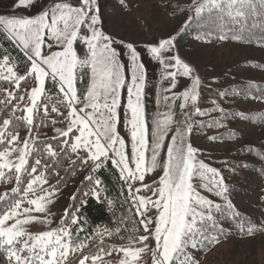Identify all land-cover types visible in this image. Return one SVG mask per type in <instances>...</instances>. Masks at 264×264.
<instances>
[{
	"label": "rangeland",
	"instance_id": "obj_1",
	"mask_svg": "<svg viewBox=\"0 0 264 264\" xmlns=\"http://www.w3.org/2000/svg\"><path fill=\"white\" fill-rule=\"evenodd\" d=\"M56 2L57 0H38V6L32 7L31 11L27 12L23 8L15 7L17 0H0V15L31 16L45 6L51 8ZM77 2L78 0H72L73 4ZM223 2L234 3L237 0H123V3L120 0H99L105 33L115 41L133 44L142 55V61L147 69L145 104L149 121L146 129L143 106L136 109L137 117L134 121L136 138L141 141L144 150L138 146L132 154V159L136 161L135 171L126 163L128 157L124 155V140H118L115 135L114 121L110 127V138H105L104 143L118 142L117 156L119 162L124 164L122 174L127 179L126 174L132 173L133 178L138 180L131 185L130 195L135 196L136 188L153 190L152 195L149 192L141 193L148 196L147 200L139 201L141 209L145 204L150 205L151 201L156 199V191H160L161 196L165 198V207L159 216H156L155 210L151 211V218L156 220L155 225L149 222L146 229L142 226V231L129 237L123 246L109 241V244L116 248H109L110 254L109 250L102 249L94 255V260L89 256V264H158L161 258V254L158 253L159 237L164 235L165 240H170L183 226L188 205V188H181V185L172 188L167 182L162 188H157L156 184L162 171L167 173L169 167L172 168L175 177L180 171L177 157L185 152L194 154L193 159L197 167L201 164L207 165L211 170H216L217 175L222 174L221 187L215 188L209 185L211 191L201 187V184L206 183L207 180L201 181L198 177L193 180L197 189L196 194L202 200L206 198L221 204L222 212L215 213L218 227L209 233L211 239H198L196 248L186 247V255L174 254L170 264H264V180L251 172L249 165L258 162L245 154L250 147L255 148V151L264 149L262 146L264 123L259 124L247 119L250 116L258 118L264 114V96L258 98L237 90L240 86L247 85H260L264 89V46L237 44L226 40L203 41L188 28V24L197 13ZM168 3L178 8L182 7L184 11L172 15L165 7ZM170 37L177 41L173 47H169L172 44ZM157 45L164 49L160 56L163 64L154 59L150 60L148 58L150 54L146 52L147 48ZM116 47L119 48L120 45ZM75 48L79 59L89 58L81 42L78 41ZM122 51L124 52L122 59L126 65V79L130 81V74L127 72V68L130 67L127 51L123 49ZM174 55H178L183 62L182 68L184 64L191 66L194 79L192 82L191 79L180 75L176 80V88L167 91L172 81L170 77L167 79L165 77L169 72L177 71L169 67L174 63L171 59ZM84 70L86 69L79 71ZM36 71L42 82L43 69L37 66ZM195 77H199L198 82ZM186 90L188 91L183 92ZM38 94L39 89L33 93L22 92L18 106L25 108L29 99L35 101ZM126 96L125 88L121 95L122 106L126 104ZM197 109L202 110L200 115H197ZM76 122H79V118L69 128ZM213 122L215 124L212 126ZM65 130L66 124L55 126L34 135V138L60 137L66 134ZM91 132V129L88 133L81 131L85 144L90 143L87 137ZM118 132L121 138L126 140V151L130 156V131H127L123 125L122 109ZM18 135L20 139L11 144L10 150L7 148L0 154V201L21 179L30 144V140L27 139L29 130L18 132ZM97 135L103 137L100 132ZM227 136L228 138H225ZM173 138L177 141L175 146L170 143ZM79 146H81L80 139L77 137L72 147L75 149ZM93 147L94 152L89 153V163H83L72 180L59 188L58 196L48 195L50 186H54L51 181L45 183V178L40 175L30 178L24 190V198L11 208L15 223L4 231L10 235H19L20 230L23 229L26 235L32 234L34 241H40L44 236L50 238L52 235L50 230L57 229L62 220L70 224L71 217L66 215V210H73L71 198L74 197L77 187L87 180L88 176H93L95 171L89 170L92 161L104 154L100 140L93 142ZM241 165L246 166L241 167ZM130 166L134 168V165L130 164ZM144 166L147 167V172H150L146 177ZM8 171L14 173L5 176ZM136 172H139L138 176ZM206 176L211 179L210 174ZM125 186L127 188L126 184ZM100 188L99 185V193H101ZM225 189L227 194L224 199L213 194H223ZM169 192H171L170 196ZM52 200L54 203L49 202ZM25 201L27 203H24ZM45 204L47 211H43ZM31 205H35V208L29 210ZM193 206L195 207V199ZM133 207L135 209L134 205ZM233 210L255 217L261 229L260 234L229 239L226 234L229 229L222 215L224 212L231 214ZM7 218L5 216L4 219H0V225L4 224ZM138 218L141 221L142 217L138 216ZM49 221L52 222L49 224ZM169 222L172 227L165 233V226ZM221 227L224 229L223 233L219 231ZM71 229L75 231L77 227L72 225ZM98 233L104 232L96 228L95 237ZM146 237L151 238L145 239ZM74 239L73 243L79 245L75 253L67 258V262L84 250L90 249L86 246V238H77L74 235ZM63 247L66 252L67 244Z\"/></svg>",
	"mask_w": 264,
	"mask_h": 264
},
{
	"label": "snow or ice",
	"instance_id": "obj_2",
	"mask_svg": "<svg viewBox=\"0 0 264 264\" xmlns=\"http://www.w3.org/2000/svg\"><path fill=\"white\" fill-rule=\"evenodd\" d=\"M123 3V0H120ZM245 0H237V3H244ZM38 6V0H17L16 8H23L30 12L32 7ZM99 0H78L76 4L72 0H64L53 4L51 8H41L34 15L31 16H7L0 15V35H5L6 40L11 44L12 48L20 54L18 58L13 57L12 54L7 52H0V85L7 86V92L13 93L12 89L23 91L24 93H33L39 89L38 97L33 101L29 99L28 105L23 109H17L23 114L19 119L29 129V136L27 139H32L31 131L34 130V119L37 113L42 109L45 116L48 115L49 107L44 103L45 94L48 93L47 100L51 102L54 93L48 87L51 85L62 94L63 111L58 112L56 107L51 108L52 113H58L61 116V123L66 124V134L60 136L61 139L54 147L52 144H46L45 147L50 149L45 156L47 159L56 157L57 148L63 151H68L70 145L76 143V138L79 137L80 145L72 152L82 158L79 159L84 164L89 163V153L94 152L93 142L100 140L103 146L104 154L100 155L92 161L90 171H98L102 166H107L108 162L118 169L120 179L127 185V193L131 192V185L137 182L133 178L132 173H128L127 179L124 172V164L119 162L117 156L118 142L104 143L105 138H110V127L115 122L118 140H124L125 150L124 155L128 157L127 165L135 171L136 161L132 159V154L141 145V141L136 138V127L134 124L137 117L136 109L143 106L145 113V128H148V117L146 114L145 104V84H146V65L142 61L141 53L131 43L124 41H115L113 38L106 34L103 30V18L100 14ZM169 39H172L171 37ZM81 42L86 49L89 58L81 60L78 57V52L75 48L77 42ZM176 40L172 39V44L169 47L175 46ZM120 45V47H116ZM127 51V60L130 67L127 72L130 74V81L126 79V65L122 59L124 52ZM164 49L159 45L151 46L146 49L150 60H156L163 64L160 56ZM172 63L169 67L177 71H171L165 77L171 78L170 88L171 91L176 88V80L178 76L189 78L193 82L192 72L193 69L190 65L184 64L178 55H174ZM22 60V65L19 61ZM37 66L43 69V81L41 82L38 77L36 68ZM86 69L89 76L90 83L86 86L84 92L78 91L77 83L82 81L83 75L79 71ZM139 73V74H138ZM198 82L199 77H195ZM29 85L31 87L29 88ZM126 88V104L122 106L121 95L122 90ZM183 91V92H187ZM13 101L20 99L18 96L10 95ZM170 99V97H169ZM198 101V96H197ZM39 102V103H38ZM35 104V106H33ZM175 108V105H173ZM121 109L123 111V125L127 131H130V149L131 155L129 156L126 151V140L121 138L118 132V125L121 122ZM197 115L202 113L201 109L196 110ZM12 113L11 116H14ZM74 126L73 122L77 121ZM57 121H51L55 124ZM8 123L4 118L0 119V127ZM46 126V125H45ZM89 129L92 132L88 135L87 139L90 143H84V137L81 131L88 133ZM11 131V124L5 128L3 133H0V152L4 147L14 144L16 140L20 139L18 133L9 136ZM59 131V130H56ZM100 132L103 137L97 135ZM191 132H189L190 134ZM26 139V140H27ZM147 139V136L145 137ZM170 143L175 146L177 141L173 138ZM71 149V148H70ZM10 150V148H9ZM197 151V150H196ZM147 153V152H146ZM194 154L185 152L183 155L177 157L179 160L178 171L173 177L172 168L169 167L167 173L162 171V175L156 184L157 188H162L164 183L167 182L172 188L181 185V188H188V205L185 212L184 223L180 228L179 233L173 236L170 240H165V236L161 235L158 240V253L161 258L158 264H170L174 258V254L180 253L186 255V247H197L196 241L198 239H211L209 233L218 227V221L215 218V213L222 212L221 204L214 203L213 201L202 198L196 194L197 189L193 184V180L197 177L201 181L207 180L202 183L201 187L206 191H211L209 185L212 187L220 188L221 181L223 180L222 174L217 175L216 170H211L209 166L201 164L197 167ZM138 160V157H137ZM34 164H40V159H36ZM131 165H134V168ZM186 165V166H185ZM246 165H241L245 167ZM27 167V165L25 166ZM144 176L149 174L146 166H144ZM39 170V171H38ZM42 169H33V176L38 175ZM206 174L211 175L208 179ZM139 175V172H136ZM44 176L47 177V171H44ZM88 180H93L92 176L87 177ZM45 179V183H47ZM142 182V181H139ZM96 186L101 185V180L96 178L94 181ZM59 185L50 186L48 195L58 196ZM149 192L153 194L152 189H135V196L128 194V199L131 205L135 206L134 215L142 217L140 224L144 229L147 228L149 222L155 225L156 220L151 218V211L155 210L156 216H159L164 211L165 198L161 196L160 191L155 192L156 199L152 200L150 205L145 204L141 209L139 201L147 200L148 196L141 193ZM195 194V195H194ZM218 198L224 199L227 194L225 189L223 194L213 193ZM87 195V194H85ZM171 192H169V196ZM91 196L99 198L98 189H93ZM6 198V194H5ZM71 199H75L72 197ZM195 199V207L193 200ZM54 203V200L49 201ZM24 203H27L25 201ZM86 201L81 203L83 208ZM110 203V202H109ZM35 208L31 205L29 210ZM43 211H47V204ZM75 210H66V215L70 216V224L62 220L57 229L50 230L52 235L49 238L44 236L40 241H34L32 234H25L23 229L20 230L19 235H10L4 229L11 228L15 223V217L11 215V209L7 212L0 211V219L7 216L4 224L0 225V251L6 252L9 257V264H67V258L72 256L78 248L77 243H73V236L77 233L71 229V226H77L78 231H83L80 222V213ZM171 215V213H169ZM147 217V219H145ZM52 221H49V224ZM35 223V221H31ZM172 224L169 222L165 226V233ZM15 231V230H14ZM146 237L145 239H150ZM155 238V237H154ZM67 244V251L63 245ZM102 251V250H98ZM111 250H109L110 254ZM95 256L91 257L94 260ZM74 264H89V256L83 254L79 256Z\"/></svg>",
	"mask_w": 264,
	"mask_h": 264
},
{
	"label": "trees",
	"instance_id": "obj_3",
	"mask_svg": "<svg viewBox=\"0 0 264 264\" xmlns=\"http://www.w3.org/2000/svg\"><path fill=\"white\" fill-rule=\"evenodd\" d=\"M165 7L172 15H178L184 11L182 7L178 8L171 3L165 4ZM188 28L203 41L226 40L237 44L264 46V0H248L244 3H220L197 13L188 24ZM5 35H0V52H7L12 54L14 59L18 58L20 54L8 43ZM19 62L22 65V60ZM81 72L85 74L82 81L79 82L78 91L84 92L90 79L86 74L87 70ZM6 87L0 85V119L4 118L11 124V131L8 135L12 136L29 129L19 119L23 113L16 111L17 109H22L18 106L20 99L15 101L10 99V95L20 97L23 91L17 92V90L12 89L13 93L9 94ZM48 87L54 93L51 102L47 100L48 93L44 97V103H47L49 107L48 115L45 116L41 109L35 116L34 130L31 131L33 138L29 139L30 144L25 156L21 179L16 182L12 191L7 193L6 198L0 201V211L6 212L14 207L19 200L24 198V190L27 186V181L33 177V169H42L38 175L54 183V186L59 185L60 188L72 180L83 164L79 161L83 153L77 157L76 154L72 153L75 151L72 145H70L68 151L57 148L56 157L52 159L46 158L45 154L50 149H47L45 145L52 144L55 147L58 140L61 139L60 137L34 138L36 134L64 124L60 122L61 116L58 113L51 112L52 107H56L58 112L63 111L64 101L62 94H59L51 85H48ZM237 90L258 98H263L264 96V89L260 85L240 86ZM12 113H15V115L11 116ZM247 119L263 124L264 114L258 118L250 116ZM53 120L57 122L52 124L51 121ZM8 123L0 127V133L4 132L5 128L8 127ZM214 124L213 122L212 126ZM225 138H228V136ZM9 147H4L3 151ZM245 154L258 162L257 164L249 165V168L253 174L264 180V149L255 151V148L250 147L245 151ZM36 159H40L41 163L34 164L33 162ZM26 165L27 167H25ZM44 171H47V177L44 176ZM13 173V171H8L5 176H11ZM92 177L93 180H84L77 187L74 195L75 199L71 202L73 210L80 213V222L83 228V231H78V229L73 231L77 233V238L84 237L87 239L86 246L90 247V249L84 250L79 255L73 257L67 264H74L76 259L83 254L94 256L100 252L98 250L103 249L106 251L109 248H116L113 245L111 246L109 241L117 242L120 246H123L129 237H132L136 232L142 231L140 219L137 215H134V207L127 198L129 193H127V188L123 180L120 179L117 169L108 162L106 167L102 166L101 169L95 171ZM96 178L101 180V193H99L98 199L91 196L93 189H99V186H96L94 183ZM83 201H86V203L81 208ZM222 217L229 229L226 231L229 239L257 235L261 232L255 217L246 216L234 210L231 214L224 212ZM96 228L103 230L104 233H98V236L95 237L94 232ZM223 230L221 227L219 231L223 233ZM72 240H75L74 236ZM100 241L103 242L99 243ZM0 264H9V257H7L4 251H0Z\"/></svg>",
	"mask_w": 264,
	"mask_h": 264
}]
</instances>
